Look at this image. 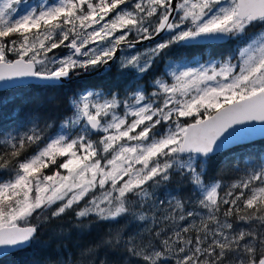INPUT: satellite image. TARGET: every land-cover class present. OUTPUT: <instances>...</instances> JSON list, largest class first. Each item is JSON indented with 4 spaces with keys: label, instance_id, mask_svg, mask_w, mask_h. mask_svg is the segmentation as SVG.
Segmentation results:
<instances>
[{
    "label": "snow or ice",
    "instance_id": "obj_1",
    "mask_svg": "<svg viewBox=\"0 0 264 264\" xmlns=\"http://www.w3.org/2000/svg\"><path fill=\"white\" fill-rule=\"evenodd\" d=\"M21 4L0 0V81L58 83L78 71L106 68L122 45L132 49L161 33L167 38L121 60L120 69L135 74L134 91L123 98L116 91L79 94L55 135L39 112L0 127V251L31 245L42 223L92 195L75 211V227L125 223L77 245L78 255L65 249L56 264H264V151L246 162L233 157L242 176L231 184L204 179L213 154L252 134L256 126L249 122H260L264 135V0ZM231 39L246 42L237 63L181 65L169 73L171 84L154 80L151 93L138 83L172 45ZM97 42L106 46L88 47ZM62 48L67 55L57 54ZM173 182L177 193L192 185L198 196L192 210L190 197L168 190ZM90 215L95 221L79 219ZM33 216L39 223L29 222ZM133 222L145 227L133 231Z\"/></svg>",
    "mask_w": 264,
    "mask_h": 264
},
{
    "label": "trees",
    "instance_id": "obj_2",
    "mask_svg": "<svg viewBox=\"0 0 264 264\" xmlns=\"http://www.w3.org/2000/svg\"><path fill=\"white\" fill-rule=\"evenodd\" d=\"M255 31L249 29L250 33ZM243 44L245 45L246 42L231 39L210 49H206V44L172 45L155 58L151 70L139 78L138 83L143 88H148V83L160 77L168 79V75L164 73L163 65L165 60L169 59L180 60L189 64L207 59L220 62L230 59L234 62L238 60V53ZM196 56L199 59L191 60ZM10 58L13 59L15 57L10 55ZM136 82L135 74L122 69L114 70L111 68L101 74L71 79L59 85L26 84L0 90V127L9 129L23 121L30 113L39 112L52 125L49 132L54 135L60 122L71 116L73 112L72 100L79 94L88 90H101L105 93L116 91L125 95L128 91L135 90L134 85ZM121 98L123 97L121 96ZM190 121L193 122L191 118H184V122L188 123ZM231 148L214 154L209 159L206 175L204 176L207 182L211 183L219 180L222 186H226L240 179L242 172L233 169L232 158L235 157L242 162H246L249 157L258 156L264 151V138L255 139L250 143L235 145ZM31 154V151L27 153V155ZM222 161H226V163L224 169L220 170ZM241 167H243V163ZM45 171L46 174H50L48 170ZM91 196L86 197V200L79 204V208L69 210L61 218L42 223L36 240L31 245L0 257V264H56V261L62 258L65 249L72 254L78 255L79 249L77 245H87L96 239L101 231H107L110 227H120L125 223L124 220H121L120 224L95 221V217L90 215L79 219L84 224H88L91 219L95 221L93 225L87 228L75 227L74 225L77 221L75 211L83 208ZM58 204L59 202H57V206ZM54 209L55 206H53ZM29 222L33 224L39 223L35 216L29 218ZM137 226L136 222L129 225L132 230H135Z\"/></svg>",
    "mask_w": 264,
    "mask_h": 264
},
{
    "label": "rangeland",
    "instance_id": "obj_3",
    "mask_svg": "<svg viewBox=\"0 0 264 264\" xmlns=\"http://www.w3.org/2000/svg\"><path fill=\"white\" fill-rule=\"evenodd\" d=\"M38 2V0H22V4L19 6V7H21V8H24L26 5H32V4H35V3H37ZM130 36H136V34H130ZM134 38H136L137 39V36L136 37H134ZM135 39V40H136ZM160 42H162V40L161 41H153L152 42V44H150L149 46H147V47H143V48H140V49H138V50H133V48L132 49H129V48H127V46L126 45H122L121 46V48H120V50H119V55H118V57H117V63L120 65V62H121V60L125 57V56H128V55H135V54H137V53H146L149 49H151V48H153V47H155V45L157 44V43H160ZM104 45V46H106V42H97V43H95V44H90L88 47H92V48H98V47H101V45ZM244 47H246V44L244 45L243 44V46L241 47V48H244ZM240 48V49H241ZM57 51V54L58 55H67V49H58V50H56ZM207 57H209V56H207ZM239 58H240V50H239V53H238V60H239ZM196 59H199V57H194L193 59H191V60H196ZM238 60H235L234 62L235 63H237L238 62ZM168 60H165V63H164V65H163V69H164V73H166L167 75H168V79H164V78H159V79H164L167 83H169V84H171L172 82H173V78H172V76L169 74L171 71H173V70H175V69H177V68H179L181 65H184V64H187V65H189V66H192V67H196L197 66V63H192V64H189V63H186V62H182V61H180V60H176V61H174V60H172V59H169V62H167ZM209 61H212V60H209V59H207V60H205V61H200V62H198L199 64H206L207 62H209ZM215 61H217V60H215ZM223 61H226V60H223ZM217 62H220V61H217ZM222 62V61H221ZM232 62V61H231ZM234 62H232V63H234ZM118 70H120V68L118 69ZM238 70V69H237ZM161 75H162V73H161ZM148 88H144L145 89V91L146 92H148V93H151L152 91H153V81L151 82V83H148ZM88 91H101V90H88ZM86 92V91H85ZM84 93V92H83ZM121 96L123 97L124 95H122L121 94ZM72 111H73V108H72ZM73 113V112H72ZM72 115V114H71ZM70 117V116H69ZM61 123L62 122H60V124H59V126H58V130H57V132H59V130H60V125H61ZM182 123H184V118H182ZM167 127H168V125L167 124H165L162 128H160V131L161 132H163V131H165L166 129H167ZM56 132V133H57ZM55 133V134H56ZM54 134V135H55ZM93 139H96V140H98L99 139V135H96L95 136V138H93ZM110 158V157H109ZM64 170H62V172H63ZM231 184V183H230ZM228 185V184H227ZM168 190L169 191H172V194L173 195H179V196H181V197H183V198H185V199H188L189 197L191 198V202L189 203V205H188V208H189V210H192L193 209V206L195 205V201L198 199V196H196V195H193L192 194V185H190V184H185V186L180 190V192L179 193H177L176 191H175V187H174V182H173V184L172 185H169V188H168ZM96 194H98V192H99V190L98 189H95V190H93ZM165 189H163V188H161L160 189V191L158 192V195L161 197V198H164L165 197ZM92 199V196L88 199V200H91ZM86 204V203H85ZM85 207V206H84ZM197 210H199V209H197ZM137 223V228L135 229V230H133V231H141L144 227H145V225L143 224V222H136ZM181 223H183V222H181Z\"/></svg>",
    "mask_w": 264,
    "mask_h": 264
},
{
    "label": "water",
    "instance_id": "obj_4",
    "mask_svg": "<svg viewBox=\"0 0 264 264\" xmlns=\"http://www.w3.org/2000/svg\"><path fill=\"white\" fill-rule=\"evenodd\" d=\"M167 35V33H161L159 37ZM159 37H153L150 40H143V41H138L135 45H141L142 43H150L153 41H156ZM214 42H225V41H202V42H195V43H191V44H206V43H214ZM183 43V42H182ZM186 44V43H185ZM119 50H117V53L114 57V59L118 56L119 54ZM112 62H109V65L105 68L104 66H100L98 67L96 70L93 71H89V72H78L76 74H73L72 76H70L69 78H63L60 82L55 83V82H50V81H42L39 80L37 78H33V77H22V78H14L13 80H7V81H0V90H4V89H9L15 86H23L26 84H39V85H58V84H62L65 83L71 79H75V78H82V77H89L101 72L106 71L107 69L110 68ZM191 123V122H190ZM253 125L256 126V128H254L252 130V134L248 135V134H240L241 138L236 139L234 142L228 143L224 146V148L218 150V152L224 151L234 145H238V144H243V143H250L251 141H254L255 139H259V138H264V135H261V129L259 128L260 122L255 121V122H249ZM234 128H242L244 126L242 125H236L233 126ZM217 152V153H218ZM216 154V153H215ZM214 155V154H213ZM28 245H24L20 248H16V247H11L9 246L7 248V250L5 251H0V257L9 254L11 252H15L17 250L23 249ZM4 246H0V248H3Z\"/></svg>",
    "mask_w": 264,
    "mask_h": 264
},
{
    "label": "flooded vegetation",
    "instance_id": "obj_5",
    "mask_svg": "<svg viewBox=\"0 0 264 264\" xmlns=\"http://www.w3.org/2000/svg\"><path fill=\"white\" fill-rule=\"evenodd\" d=\"M253 30H256V29H253ZM134 37H136V36H130L129 38L131 39V40H134V39H136V38H134ZM165 38H167V36L166 37H161V38H159L157 41H161V40H164ZM227 42V41H226ZM149 45L150 44H152V43H148ZM148 44H143L142 46H140V45H135L134 46V48H133V50H138V49H140V48H143V47H147L148 46ZM179 44H183V43H178V45ZM217 44H220V43H214V44H206V49H210V48H212L213 46H215V45H217ZM184 45H186V44H184ZM189 45H194V44H189ZM137 46V47H136ZM113 64V65H112ZM112 64H111V67L110 68H112V69H114V70H118L119 68H120V65L117 63V58H116V60H114L113 62H112ZM109 70V69H108Z\"/></svg>",
    "mask_w": 264,
    "mask_h": 264
},
{
    "label": "bare ground",
    "instance_id": "obj_6",
    "mask_svg": "<svg viewBox=\"0 0 264 264\" xmlns=\"http://www.w3.org/2000/svg\"><path fill=\"white\" fill-rule=\"evenodd\" d=\"M251 31V30H250ZM164 38V37H163ZM237 41V40H236ZM176 45V44H175ZM148 46H149V44H148ZM137 47V46H136ZM228 56V55H227ZM236 56V55H235ZM228 58V57H227ZM116 60V59H115ZM227 60V59H226ZM174 61H176V60H174ZM167 62H169V60L167 61ZM113 65V64H112ZM162 76V75H161ZM160 77V76H159ZM191 122V121H190ZM189 123V122H188ZM232 149V148H231ZM229 150V149H228ZM27 247V246H26Z\"/></svg>",
    "mask_w": 264,
    "mask_h": 264
}]
</instances>
